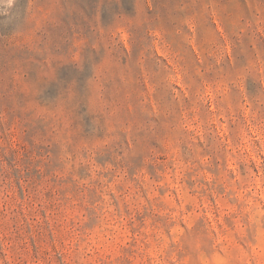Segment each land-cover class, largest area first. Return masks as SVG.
<instances>
[{"label":"rangeland","instance_id":"obj_1","mask_svg":"<svg viewBox=\"0 0 264 264\" xmlns=\"http://www.w3.org/2000/svg\"><path fill=\"white\" fill-rule=\"evenodd\" d=\"M0 264H264V0H0Z\"/></svg>","mask_w":264,"mask_h":264}]
</instances>
